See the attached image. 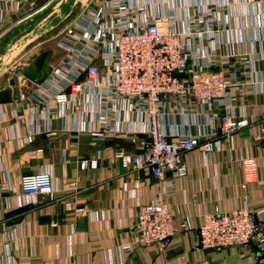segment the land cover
<instances>
[{
    "label": "built area",
    "instance_id": "1",
    "mask_svg": "<svg viewBox=\"0 0 264 264\" xmlns=\"http://www.w3.org/2000/svg\"><path fill=\"white\" fill-rule=\"evenodd\" d=\"M86 3L58 36L60 60L22 96L30 132L40 133L42 121L46 135L127 142L129 147L117 142L114 158L157 180L159 189L125 222L132 240L120 250L164 249L192 228L176 219L168 202L174 179L187 174L182 155L199 148L206 165L209 155L249 124L252 105L246 96L264 95V0ZM238 164L245 191L258 163L244 156ZM96 165V158L79 161L80 169ZM18 187L28 196L51 194V169L21 176ZM242 200L238 207L199 213L198 254L248 244L264 253L257 212L245 192ZM258 259L264 264V255ZM118 264L126 260L121 256Z\"/></svg>",
    "mask_w": 264,
    "mask_h": 264
},
{
    "label": "crops",
    "instance_id": "2",
    "mask_svg": "<svg viewBox=\"0 0 264 264\" xmlns=\"http://www.w3.org/2000/svg\"><path fill=\"white\" fill-rule=\"evenodd\" d=\"M41 1L0 0V40L25 23ZM26 92L25 80L0 89V264H118L121 256L126 264H258L264 253L252 244L198 254L194 240L200 212L238 207L244 192L264 229V95L246 96L252 105L249 124L209 155L206 165L199 148L182 155L187 174L174 179L175 193L168 202L176 219L192 228L176 234L164 249L121 251L120 246L132 240L125 222L157 193L158 181L122 167L113 156L116 142L72 139L62 132L46 135L42 121L41 132L31 133L29 109L22 99ZM244 156L258 163L256 179L245 191L238 164ZM93 158L95 168L80 169L79 161ZM46 167L53 176L51 194H22L18 179Z\"/></svg>",
    "mask_w": 264,
    "mask_h": 264
},
{
    "label": "rangeland",
    "instance_id": "3",
    "mask_svg": "<svg viewBox=\"0 0 264 264\" xmlns=\"http://www.w3.org/2000/svg\"><path fill=\"white\" fill-rule=\"evenodd\" d=\"M86 2L43 0L38 4L36 12L25 19V23L2 36L0 89H10L25 80V91H29L48 73L51 65L63 55L57 46L60 32L82 12Z\"/></svg>",
    "mask_w": 264,
    "mask_h": 264
},
{
    "label": "trees",
    "instance_id": "4",
    "mask_svg": "<svg viewBox=\"0 0 264 264\" xmlns=\"http://www.w3.org/2000/svg\"><path fill=\"white\" fill-rule=\"evenodd\" d=\"M111 142H121L119 139H113V140H110ZM121 145V144H120Z\"/></svg>",
    "mask_w": 264,
    "mask_h": 264
},
{
    "label": "water",
    "instance_id": "5",
    "mask_svg": "<svg viewBox=\"0 0 264 264\" xmlns=\"http://www.w3.org/2000/svg\"><path fill=\"white\" fill-rule=\"evenodd\" d=\"M11 82H13V81H11Z\"/></svg>",
    "mask_w": 264,
    "mask_h": 264
}]
</instances>
